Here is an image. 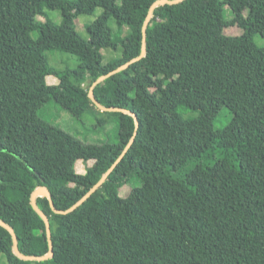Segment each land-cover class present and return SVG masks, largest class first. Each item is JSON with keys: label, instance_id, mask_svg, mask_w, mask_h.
I'll return each instance as SVG.
<instances>
[{"label": "trees", "instance_id": "16d2710c", "mask_svg": "<svg viewBox=\"0 0 264 264\" xmlns=\"http://www.w3.org/2000/svg\"><path fill=\"white\" fill-rule=\"evenodd\" d=\"M156 1L0 0V219L15 230L23 254L49 251L32 193L46 186L56 208L72 207L136 128L131 114L104 111L118 118V142H83L39 109L53 99L81 118L96 106L91 85L140 55ZM98 7L103 12L87 24L86 39L76 19ZM48 8L60 9L61 23ZM230 26L242 33L226 34ZM257 34L264 40V0L156 6L146 54L94 87L102 105L136 113L134 141L72 211L56 213L47 197H36L51 224L52 257H19L0 225V253L9 264H264V45L256 44ZM105 47H122V54L105 63ZM55 50L76 56L79 66H52L46 53ZM49 75L58 83L49 84ZM223 108L231 119L216 127ZM189 111L197 115L185 116ZM79 159L94 162L79 173ZM133 179L141 184L120 196Z\"/></svg>", "mask_w": 264, "mask_h": 264}, {"label": "rangeland", "instance_id": "374dc122", "mask_svg": "<svg viewBox=\"0 0 264 264\" xmlns=\"http://www.w3.org/2000/svg\"><path fill=\"white\" fill-rule=\"evenodd\" d=\"M121 0H118L120 2ZM48 12L51 18L56 23H61L62 15L59 8H48ZM103 12L102 7H98L92 14H81L76 19V29L77 31L86 39L89 38V32L87 29V24L93 22L97 17H99ZM227 16H231L230 10L228 7L225 9ZM110 25L114 30H118V25L114 18H111L109 21ZM123 34L128 32V27L123 28ZM225 33L228 35H239L242 33V29L237 26H230L225 29ZM33 36H36V33H33ZM255 42L259 46L264 45V40L260 34L255 36ZM122 47L118 50H113L110 47H105L102 49L104 55V62H108L114 57H119L122 54ZM49 62L52 66L58 69L77 68L79 66V60L76 56L72 55L69 52L65 51H48L47 53ZM49 84H57L59 79L54 75H49L46 78ZM86 87H89V83L85 84ZM227 108L222 109L221 115L215 122L216 127H223L229 123L231 119V114L226 110ZM98 106H94L90 110H87L81 118L73 116L67 109L55 102L53 99L46 102L40 109L39 115L41 118L46 120L49 123L55 124L65 131L69 132L71 135L75 136L83 142L90 143H102L110 142L117 143L119 140V121L115 115L107 114L101 110ZM185 111V110H184ZM186 112V111H185ZM197 112L189 111L185 116H195ZM101 120V122H100ZM93 160L89 161L88 164L81 161L76 166V170L79 173L85 172L88 165L93 164ZM141 182L139 180L133 179L128 184L124 185L120 190L119 194L122 197H127L133 187L139 186ZM63 230V228H60ZM0 262L1 264H9L6 256L3 253H0Z\"/></svg>", "mask_w": 264, "mask_h": 264}, {"label": "water", "instance_id": "95a60500", "mask_svg": "<svg viewBox=\"0 0 264 264\" xmlns=\"http://www.w3.org/2000/svg\"><path fill=\"white\" fill-rule=\"evenodd\" d=\"M182 0H157L156 2H154L150 8L149 14L146 18V21L143 25L142 28V33H143V40H142V51L140 53L139 56L131 59L130 61H128L127 63L119 66L118 68L114 69L113 71H110L108 74L106 75H102L101 77H99L97 80H95L93 82V84L90 87L89 90V97L92 99V101L96 104V106H98L102 111H120V112H124V113H129L131 114L134 118H135V124H136V128H135V132L130 140V142L127 144V146L125 147V149L123 150L122 154L119 156V158L114 162V164L110 167V169L103 175V177L78 201L76 202L72 207L66 209V210H60L58 208H56V206L54 205V202L52 200V194L50 192V190L46 187V186H40L38 187L33 193H32V198H31V202L32 205L34 207V209L43 217L45 223H46V230H47V238H48V243H49V251L47 254L43 255V256H34V255H25L23 254L18 246V237L17 234L15 232V230L9 226L5 221H3L2 219H0V225H2L3 227H5L6 229H8L10 231V233L12 234L13 237V249L15 251V253L26 260H33V259H38V260H45L48 259L50 257H52L54 255V246H53V240H52V230H51V224L49 221L48 216L44 213V211H42L36 202V197L37 196H45L50 200V205L52 207V209L56 212V213H61V214H66L70 211H72L74 208H76L77 206H79L82 202H84L87 198H89L94 192L95 190L107 179L108 175L111 173V171L116 167V165L118 164V162L123 158V156L125 155V153L128 151V149L130 148L132 142L135 139V136L137 134V129L139 127V120L138 117L136 115V113H134L133 111L126 109V108H120V107H106L104 105H102L97 98L94 96V87L101 82L103 79H105L107 76L111 75L114 72H117L119 70H122L124 68H127L131 63L136 62L138 60H140L145 54H146V28L147 25L149 24L150 18L152 17V13L153 10L156 6L163 4V3H178L181 2Z\"/></svg>", "mask_w": 264, "mask_h": 264}, {"label": "crops", "instance_id": "0c3cea01", "mask_svg": "<svg viewBox=\"0 0 264 264\" xmlns=\"http://www.w3.org/2000/svg\"><path fill=\"white\" fill-rule=\"evenodd\" d=\"M81 161H82V160L79 159V160L76 162V166H77L78 163H81ZM83 173H84V172H83Z\"/></svg>", "mask_w": 264, "mask_h": 264}]
</instances>
